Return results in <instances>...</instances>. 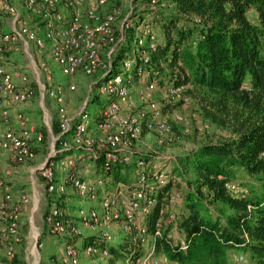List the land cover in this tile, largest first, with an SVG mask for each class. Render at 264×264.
<instances>
[{
    "label": "trees",
    "instance_id": "1",
    "mask_svg": "<svg viewBox=\"0 0 264 264\" xmlns=\"http://www.w3.org/2000/svg\"><path fill=\"white\" fill-rule=\"evenodd\" d=\"M138 1L145 8L168 2L177 11L161 15V34L155 28L160 16H128V26L124 27L109 70L113 75L124 73L123 83L130 89L133 83L146 80L168 87L183 86L184 93L191 100L194 98L205 118L223 134L178 156L166 172L164 183L153 181L155 201L144 223V242L138 228L125 230L127 234L120 240L107 239L105 230L100 237H86L78 221L90 226L87 219L91 215L86 221L81 220V215L78 220H71L58 204L63 222L80 230L67 234L70 236L66 245L76 251V264L82 254L102 258L108 264H136L139 259L159 253L175 264H239L240 256L249 264H264V0H157L154 4L151 0ZM145 24L151 27L150 33H145ZM128 60L131 65L126 71ZM102 81L98 76V93L90 98V106L84 112L87 116H76L74 126L85 121L87 131L95 126L102 133L97 125L105 119L104 110L115 99L114 95L105 97L99 92ZM56 119L55 131L59 134L58 115ZM73 132L74 129L62 138L70 135L71 141ZM87 151L71 148L65 154L81 153L87 157ZM136 157L128 162L121 157L110 159L107 149L92 157L95 173L102 176L104 183L94 201L100 220L105 214L101 201L107 189L118 183L131 184L135 171L137 178L148 174L147 161ZM241 180L248 181L250 190L240 184ZM227 182L237 189H229ZM176 184L181 188L183 210L168 225L163 220L164 208L171 201L169 192ZM68 186L74 190L72 183H67L65 192L49 194L63 197ZM172 224L184 235L187 249H180V244L175 243ZM152 243L155 246L151 252ZM62 264L72 263L63 260Z\"/></svg>",
    "mask_w": 264,
    "mask_h": 264
},
{
    "label": "built area",
    "instance_id": "2",
    "mask_svg": "<svg viewBox=\"0 0 264 264\" xmlns=\"http://www.w3.org/2000/svg\"><path fill=\"white\" fill-rule=\"evenodd\" d=\"M109 1L21 0L20 4H16L12 0H0V10L4 13L1 12L0 16H5L3 21L0 19V151L8 153L15 163L22 165L35 159L34 145L38 146L43 141V134H34L33 129L27 125L25 114L20 110L13 111L18 104L28 101L35 94V89L27 83V75L20 76V80L24 83L20 85L15 79L16 73L6 64L9 53L22 51L32 61L40 98H50L57 104L60 128L59 134L52 136L54 140L52 149L45 160L34 167V170L36 169L44 180L48 193L65 192L66 184L72 183L80 195L93 202L97 199V191L100 187L98 180L100 182L102 180H91L86 177L87 170L77 169L78 159H85L84 155H66L65 151L71 148H84L88 153H92V156H96L99 150L107 149L108 158L121 157L123 161L128 162L131 159L133 145L140 140L145 128H155L162 134L171 132L169 123L162 119V106L151 96L156 83L148 82L141 93L140 102L147 105V110L132 112L135 101L132 90L123 83L124 73L113 75L109 70L117 54L118 42L123 37L124 27L128 26L127 18L132 11L131 8L124 15L120 7L114 6L110 11L103 12L102 9ZM156 1L151 0L153 4ZM121 16L124 17L120 25L119 38L115 24ZM32 18L38 19V23H33ZM144 31L150 33L151 28L145 24ZM46 54L50 56L52 65L54 63L60 65L63 73L70 76L79 72L87 76L101 72L100 77L103 81L99 92L107 96L114 95L115 99L104 110L105 119L100 123L102 131L100 140L89 136L87 122L73 125L74 117L69 115L63 86L54 83L51 63L44 59ZM130 65V60L125 62L126 71L129 70ZM49 80L54 83L52 87L48 86ZM75 87V84H69L70 89ZM167 96L183 104L190 101L189 96L184 93L183 86L170 85ZM175 118L179 121L184 120V116L180 113L176 114ZM73 129L71 141L62 138ZM57 140L62 144L59 149H55L54 146ZM140 164L144 163L141 161ZM59 172L63 174V181L57 180ZM158 172H155L156 175ZM10 175V169L0 174V234L10 238L5 245L7 257H13L15 254L23 208L30 201L27 194L14 198L12 186L8 181ZM166 178V174L160 173L156 176L159 180L155 181L162 184ZM119 184L122 186H118ZM225 185L229 189H237V186L230 182ZM123 186H127L129 191L123 208V228L129 231L138 228L142 236L141 240L144 242L146 226L135 219L141 215V220H144L155 201L152 196L155 183L150 180L147 173H142L129 185L122 183H118L117 186L112 185L106 190L101 201L105 210L103 218L100 220L96 210L92 209V212L84 217V221L91 215L87 222L91 227H96L108 225L110 220L120 218L119 212L113 206L122 193L116 187ZM50 210L44 217L46 230L49 233L67 235L70 231L80 232L77 226L63 222L60 218L62 212L56 202H52ZM159 233L160 230L157 229L156 234ZM38 235H35L36 240L33 245L35 249L42 245ZM104 235L108 239L111 237L108 232H104ZM154 246L155 244L152 243L151 252L154 251ZM187 246V242L180 243V249H187ZM64 260L72 264L78 262L76 251L70 245L65 246ZM239 261L246 260L240 256ZM136 264H154V262L150 258H144L139 259Z\"/></svg>",
    "mask_w": 264,
    "mask_h": 264
},
{
    "label": "rangeland",
    "instance_id": "3",
    "mask_svg": "<svg viewBox=\"0 0 264 264\" xmlns=\"http://www.w3.org/2000/svg\"><path fill=\"white\" fill-rule=\"evenodd\" d=\"M114 6L120 7L124 14H127L132 8L133 10L129 17L134 14L135 16L140 14L143 18L152 17V19L157 15L160 16L156 19L157 24H155L158 34H161V31L158 30V20L162 17L161 15L164 13L170 14L171 12L176 13L177 11L175 6L169 5L168 2H162L153 5V7L145 8L146 6L143 7L141 1L138 0H110L102 10L103 12H108ZM1 12L3 13V10H0V13ZM3 17L5 18L4 15ZM122 20L123 16L119 17L115 24L116 29L119 30L118 35L120 34ZM32 22L36 24L38 23V19L32 18ZM147 26L151 28L148 24ZM135 28L138 29L137 26ZM120 37L121 35H119V38ZM145 38L147 40V37ZM8 55L9 57L6 58L8 61H5L9 69L16 73L15 79L20 82V85H23L24 83L20 80V76L25 74L28 77V85L35 89V94H33L28 101L18 104L13 111H22L27 117V125L33 129V133L43 134V141L38 144V146L34 145L36 150L35 159L22 165L15 163L8 153L0 151V174H3L7 169L11 170L8 181L12 186L14 198H19L21 194H27L30 198L29 203L23 208L24 213L22 214V221L19 229V240L15 243L16 251L13 257H7L5 255V245L10 241V238L0 234V264H62L65 245L70 235H52L49 233L48 230H46L44 221L46 212L50 210L52 202H56L64 208V212L69 219L78 220L79 215H81V220L84 221V217L88 216L90 212H92V209H95L94 202L79 196L78 191L76 189L73 190L71 186H68V191L63 197L50 195L46 190L44 180L40 177L38 171L36 169L34 170V167L42 163L52 149L54 141L52 136H57L58 134L57 131H55V125L57 123V104L50 98H40L36 84V75L33 71L30 58L22 51L12 52ZM49 58L50 56L48 54L44 56V59L48 62H50ZM51 68L53 69L54 83L63 86L65 103L69 115L74 118L82 115L90 106L91 96L98 93L95 87L101 72H97L92 76H87L81 72L70 76L63 73L61 66L56 63L53 65L51 63ZM47 83L49 87H52L54 84L51 80ZM69 84H75V89H70ZM147 84L148 82L146 80L143 81V83H133L131 85V93L135 101V107L132 112L147 110V105L140 102L141 93L145 90ZM167 91V84L162 86L156 83V88L153 90L151 96L162 106V119L169 123L171 132L162 134L155 128H145L142 137L134 143L131 150L132 160H134V156L137 155L136 159L142 158L147 161L145 168L150 180L152 179L151 181L159 180L156 179V176L160 173L166 174V172H169L172 169L174 161L182 153L190 152L204 142L217 140L223 134L220 128L205 118L194 98H192L193 100L190 99L186 104H183L180 101L169 98L167 96ZM105 97L108 96L105 95ZM179 113L184 116L183 121L176 120L175 115ZM149 118L151 119L150 115ZM97 127L100 129V123ZM92 128L94 129L87 131L89 132V136L100 140L102 138V133L98 129L96 130L95 126ZM70 137L69 135L68 141ZM54 146L55 149H59L62 147V144L57 140L54 142ZM92 157V153H89L85 159H78V166H80L79 171L83 169L87 170L86 177L91 180L101 179L102 176L98 177V173H95L96 167L92 162ZM158 169H160V171ZM155 172H158L157 175ZM137 175L138 171H135L130 181L134 182ZM57 180H64L62 173H58ZM239 182L247 186V189L250 190L247 185L248 181L241 180ZM98 185L100 186L99 189L102 188L104 186L103 180L101 182L98 180ZM181 185L185 186L184 183ZM118 186L122 185L119 184ZM116 189H120L122 193L119 195V199H117L113 207L119 212L121 217L110 220L108 225H97L94 229L90 226H84L83 223L78 221L83 235L85 234L84 236L100 237L103 230L110 234L111 237L109 239L114 238V240H120V238L126 236L127 232L122 227V221L124 202L129 196V191L127 186H123L122 188L116 187ZM180 190L181 188L176 184L169 192L171 201L166 208H164L163 214L164 223L166 222L168 225L170 222H174V217H177L183 210V200L179 192ZM140 216L141 215H138L135 221H141ZM146 217L147 216L144 217V222ZM172 227L171 236L175 243L182 244L186 242L184 235L178 230L176 225L172 224ZM35 235H38L42 242V245L37 249L33 246L36 240ZM73 240L75 242L77 238H73ZM80 244H83V240ZM150 259H152L154 264H175L162 253L151 256ZM79 264H108V262L102 258L89 257L82 254ZM117 264L122 263L119 261ZM239 264L249 263L242 261V263L240 262Z\"/></svg>",
    "mask_w": 264,
    "mask_h": 264
},
{
    "label": "crops",
    "instance_id": "4",
    "mask_svg": "<svg viewBox=\"0 0 264 264\" xmlns=\"http://www.w3.org/2000/svg\"><path fill=\"white\" fill-rule=\"evenodd\" d=\"M13 2H15V3H17V4H20V2H21V0H13ZM0 19H2V21H3V16H0ZM4 26H6V25H4ZM79 155V154H78ZM77 155V156H78ZM80 155H82L83 156V154H81L80 153ZM64 178V177H63ZM24 213V212H23Z\"/></svg>",
    "mask_w": 264,
    "mask_h": 264
},
{
    "label": "bare ground",
    "instance_id": "5",
    "mask_svg": "<svg viewBox=\"0 0 264 264\" xmlns=\"http://www.w3.org/2000/svg\"><path fill=\"white\" fill-rule=\"evenodd\" d=\"M140 222H141V224H143V225L145 226V224H144V223H145L144 220H141Z\"/></svg>",
    "mask_w": 264,
    "mask_h": 264
}]
</instances>
